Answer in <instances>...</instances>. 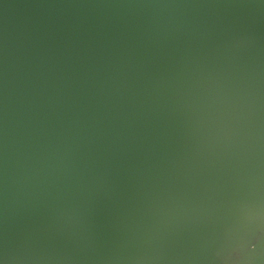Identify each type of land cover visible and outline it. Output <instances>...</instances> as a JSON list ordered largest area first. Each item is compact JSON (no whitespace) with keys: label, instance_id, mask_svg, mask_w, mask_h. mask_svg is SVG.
I'll return each instance as SVG.
<instances>
[{"label":"water","instance_id":"water-1","mask_svg":"<svg viewBox=\"0 0 264 264\" xmlns=\"http://www.w3.org/2000/svg\"><path fill=\"white\" fill-rule=\"evenodd\" d=\"M0 264H264V0H0Z\"/></svg>","mask_w":264,"mask_h":264}]
</instances>
